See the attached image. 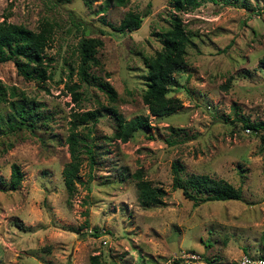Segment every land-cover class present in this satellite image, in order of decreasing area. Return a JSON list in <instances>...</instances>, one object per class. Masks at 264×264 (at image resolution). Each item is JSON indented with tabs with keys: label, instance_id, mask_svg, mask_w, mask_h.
Wrapping results in <instances>:
<instances>
[{
	"label": "rangeland",
	"instance_id": "1",
	"mask_svg": "<svg viewBox=\"0 0 264 264\" xmlns=\"http://www.w3.org/2000/svg\"><path fill=\"white\" fill-rule=\"evenodd\" d=\"M169 1L0 0V19L32 30L51 25L42 60L48 77L27 79L12 60L0 62V264H89L91 254L101 264H235L241 252L262 254V129L241 118L264 122V0H200L185 10ZM126 11L141 21L120 31ZM172 15L189 38L185 64L167 90L180 105L154 116L141 100L144 57L162 47ZM81 36L102 40L89 82L76 74ZM21 97L37 102L32 128L7 123L9 100ZM86 109L98 111L76 126L81 161L68 194L65 136L71 113ZM116 113L148 114L149 127L121 141L113 136ZM11 162L22 172L15 189L6 185ZM173 162L180 177L222 178L240 188V198L192 203L171 184ZM136 169L163 189L161 203H138Z\"/></svg>",
	"mask_w": 264,
	"mask_h": 264
},
{
	"label": "trees",
	"instance_id": "2",
	"mask_svg": "<svg viewBox=\"0 0 264 264\" xmlns=\"http://www.w3.org/2000/svg\"><path fill=\"white\" fill-rule=\"evenodd\" d=\"M128 0H105L107 4L124 5ZM205 1V0H204ZM215 1V0H206ZM171 5L176 10H185L196 7L200 0H170ZM140 15L136 12L126 11L116 28L120 31L133 29L140 24ZM51 25L47 21H41L36 30H32L21 23H15L0 19V62L12 60L19 74L27 79L43 80L48 77L46 73V63H43V48L50 37ZM162 47L154 54L144 57L146 71L144 74L145 87L141 90V100L146 104L148 114L154 116L165 115L173 112L180 104L176 96L167 95L168 86L173 83V73L182 68L185 64V46L189 40L181 26L180 18L177 15L170 17V24L160 33ZM102 44V40L97 36H81L76 41L78 63L76 74L81 81L89 82L93 78L88 71L90 64L95 62L94 54L97 47ZM47 59H49L47 57ZM258 62L264 67V52L259 56ZM78 83L72 82L69 85L72 97L77 100L79 96ZM108 95H112V90L105 88ZM9 112L7 123L11 128L26 126L32 128L37 118V102L25 97L21 99H10L8 102ZM98 109H86L83 111H73L69 120V130L65 136L69 159L61 169L62 181L67 193L74 189V180L77 179V172L80 165V142L76 126L80 123L94 121ZM148 114H136L128 119L115 114V129L113 136L125 141L136 129L149 127ZM241 122L245 127L252 130L262 129L259 134L261 146H264V122L258 120L249 122L242 117ZM90 153L89 147L85 149ZM90 160L92 157L88 154ZM173 188H178L183 197L197 204L205 200L239 199L240 188L233 186L228 181L211 176L206 173L190 172L183 178L179 175V165L175 162L171 164ZM135 179L136 197L142 207L157 205L162 202L163 189L151 184L150 180L142 177L141 169H136L131 173ZM22 172L15 162L10 163V171L7 188L15 189L21 180ZM264 252V240L262 244ZM89 264H101L97 254L89 255ZM180 259L173 258L167 264H179Z\"/></svg>",
	"mask_w": 264,
	"mask_h": 264
},
{
	"label": "built area",
	"instance_id": "3",
	"mask_svg": "<svg viewBox=\"0 0 264 264\" xmlns=\"http://www.w3.org/2000/svg\"><path fill=\"white\" fill-rule=\"evenodd\" d=\"M165 261L162 264H167ZM235 264H264V252L262 254L252 255L246 252H241Z\"/></svg>",
	"mask_w": 264,
	"mask_h": 264
}]
</instances>
